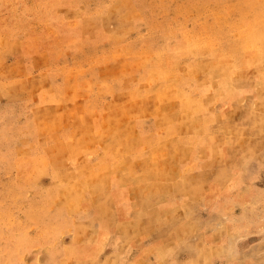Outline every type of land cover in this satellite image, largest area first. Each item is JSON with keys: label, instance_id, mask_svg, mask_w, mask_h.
<instances>
[{"label": "rangeland", "instance_id": "1", "mask_svg": "<svg viewBox=\"0 0 264 264\" xmlns=\"http://www.w3.org/2000/svg\"><path fill=\"white\" fill-rule=\"evenodd\" d=\"M136 84L179 99L128 190ZM0 264H264V0H0Z\"/></svg>", "mask_w": 264, "mask_h": 264}, {"label": "crops", "instance_id": "2", "mask_svg": "<svg viewBox=\"0 0 264 264\" xmlns=\"http://www.w3.org/2000/svg\"><path fill=\"white\" fill-rule=\"evenodd\" d=\"M156 72L158 70H155ZM132 89V90H131ZM143 87L136 84V87L127 86L125 89L121 88L120 92L130 93V101H126L124 97L122 98H108L106 100V109H103L101 113L100 122L101 125H98L99 135L102 136V139H98L99 135H92V139L96 145L99 146L98 150L104 151L109 154L105 156V160H113V156L116 155L114 160V167L117 170V177H115V182L120 185H126L128 190H131L132 187H128L131 183L139 182L141 180V168L145 163V156L141 155V140L146 137L149 133L153 132L154 121L156 119H161L166 117L168 113L163 108V104L168 101H177L179 96L177 92L172 87H166L161 92V99L156 100L155 97L150 96V92L142 90ZM182 98H184L183 92H180ZM131 94H133L131 96ZM152 98V99H151ZM115 101V102H113ZM120 106V109H125L123 112H117L119 116L120 124L115 126L116 114L112 112L114 118H110L112 115L109 112L110 108L108 105ZM128 111V112H127ZM205 111H197L195 117L193 118V123L190 126L193 129H199L198 126L201 125L199 117ZM148 114H151L149 116ZM91 113L89 118H91ZM94 122H99L98 118H95ZM112 124V125H111ZM110 125V130L114 129V136L118 137L117 144H111L104 139V136L109 137L108 130ZM94 134V129H90ZM125 137V138H124ZM124 138V139H123ZM130 138L132 143L125 144V139ZM94 147V145H93ZM84 148V147H83ZM79 158V157H78Z\"/></svg>", "mask_w": 264, "mask_h": 264}]
</instances>
